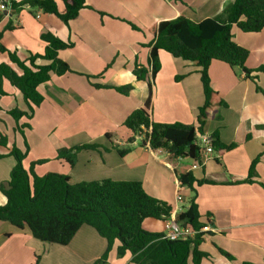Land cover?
<instances>
[{"label":"crops","instance_id":"1","mask_svg":"<svg viewBox=\"0 0 264 264\" xmlns=\"http://www.w3.org/2000/svg\"><path fill=\"white\" fill-rule=\"evenodd\" d=\"M225 1L86 0V8L67 25L28 6L12 15L7 4L0 3L1 44L15 51L21 60L43 53L46 44L41 35L46 32L73 44L58 53L72 72L52 74L49 82L37 88L44 99L30 120L22 117L16 123L9 115L8 110H26V105L21 93L3 81L6 95L0 97V134L6 136L7 146L0 147V153L7 155L15 146L26 154L25 169L31 162L44 161L34 166L37 175L65 174L71 183L103 179L141 182L148 195L167 203L172 212L189 207L190 190L176 178L189 171L197 180L214 183L196 187L199 219L207 220L212 229L199 246L209 255L200 264H264V188L259 185L264 184V73L257 74L254 82L239 68L211 62L210 84L216 99L224 105L210 106L203 132H216L220 143H234L236 147L221 156L214 150L200 168L191 170V163L181 166L179 162L188 158L173 159L166 151L142 146V134L128 143L133 135L123 126L127 116L142 107L147 98V83L132 74L136 65L149 67L147 45L152 38L147 30L180 16L193 22L217 16ZM7 25L12 28L4 30ZM232 39L248 50L245 68L264 66V30L244 33L234 26ZM5 58L1 55L0 63ZM158 58L160 68L151 85V121L196 127L198 109L204 103L199 69L164 51H159ZM94 84H129L132 89L123 95L114 89L95 88ZM23 124L29 127L23 128L21 135L16 125ZM106 134H110L109 139ZM84 144L99 148L77 152L72 166L56 158L59 149ZM127 148L124 156L116 151ZM253 161V183H242ZM13 165L12 158H0V184L9 180ZM176 196L181 200L177 201ZM5 203L0 192V206ZM148 220L142 223L145 230L163 233V221L157 231L156 225L146 223ZM118 245L117 241L113 243L105 264H133L129 254L117 256ZM106 246L105 239L88 226H82L67 245L61 246L41 242L27 228L18 230L0 221V264H96ZM219 250L234 259H227Z\"/></svg>","mask_w":264,"mask_h":264},{"label":"trees","instance_id":"2","mask_svg":"<svg viewBox=\"0 0 264 264\" xmlns=\"http://www.w3.org/2000/svg\"><path fill=\"white\" fill-rule=\"evenodd\" d=\"M85 2L86 0H0V3L7 4L12 15L28 6L51 14L66 25L78 16L81 9L86 8ZM2 17L3 13H0V20ZM130 26L138 30L134 25ZM234 26L244 33H259L264 30V0H226L218 16L200 22L180 16L160 21L147 30L152 38L147 45L149 67L147 69L136 65L132 74L136 80L147 83L148 94L144 105L132 111L123 122V126L133 135L127 139L128 143L134 141L135 135L142 134L141 145H148L151 150H164L173 159L198 158L196 133H204L210 106L224 105L216 99L210 84L208 68L211 62L218 61L231 68H239L245 78L254 82L257 74L264 73V66L245 68L248 50L233 41ZM11 28V25H7L4 30ZM2 36L3 31H0V56L6 55L0 63V97L6 95L3 89V81L6 80L21 93L26 105V110L17 107L8 110L9 115L16 123L22 117L30 120L34 109L44 99L37 88L49 82L52 74L63 75L72 72L69 66L58 58V53L71 48L73 44L60 40L53 32H46L41 35V40L46 44L43 53L29 55L27 59L21 60L15 51H9L1 44ZM159 51L192 63L199 69L204 103L198 109L196 127L181 123H154L150 119L151 85L160 68ZM93 86L114 89L123 95H128L132 89L129 84L120 87L98 84ZM256 89L260 91L258 87ZM27 127L28 124L16 125V130L23 135L22 129ZM209 135L213 139V148L218 152V156L236 147L234 143H220L216 132ZM105 137L109 139L110 134ZM6 146L7 138L0 134V147ZM98 148L95 144L61 148L57 151L56 158L72 166L77 152ZM116 151L120 156H124L129 149ZM5 157L12 158L14 165L9 180L0 184V192L6 198V203L0 206V221L7 222L18 230L27 228L32 237L41 242L67 245L82 226H88L107 243L96 264L106 263L115 241L119 243L117 256L129 254L133 264H200L201 259L209 257L207 253L199 250L206 233L197 234L195 238L187 241H170L162 238L163 233L149 232L142 228L145 219L163 221L170 217L172 209L167 203L148 195L141 182L103 179L71 183L65 174L49 172L37 175L34 166L44 161L31 162L29 168L25 169L23 160L26 154L15 146L7 155L0 153V158ZM254 164L255 161L249 168L248 177L242 183H253L251 178ZM176 178L182 187L190 190L191 197L189 207L178 213L175 220L199 230L209 222H201L199 219L195 203L196 187L214 183L205 179L197 180L189 171L177 174ZM259 185L264 188V184ZM219 252L229 260L234 259L222 250Z\"/></svg>","mask_w":264,"mask_h":264},{"label":"built area","instance_id":"3","mask_svg":"<svg viewBox=\"0 0 264 264\" xmlns=\"http://www.w3.org/2000/svg\"><path fill=\"white\" fill-rule=\"evenodd\" d=\"M195 144L198 146V158L191 160L190 169L194 170L204 166L208 159L212 157L214 153L213 139L209 134L196 133ZM176 200L180 201V196H176ZM181 209H174L171 212L170 217L163 220V239L170 241H187L195 238L197 234L210 232L211 226L209 224H204L199 230L193 229L188 224H180L175 220V217Z\"/></svg>","mask_w":264,"mask_h":264},{"label":"rangeland","instance_id":"4","mask_svg":"<svg viewBox=\"0 0 264 264\" xmlns=\"http://www.w3.org/2000/svg\"><path fill=\"white\" fill-rule=\"evenodd\" d=\"M221 14V13H220ZM219 14V15H220ZM218 16V15H217ZM164 151V150H162ZM190 159H184V160H181L179 163L182 165H189L190 164ZM182 168V167H181ZM180 170V169H179ZM187 203H184V205H186ZM180 209H183V208H180ZM149 222H146V223H150L151 225H156V228H154V230H157L159 231L161 229V225H162V221H159V220H153V219H149L148 220ZM149 224V225H150ZM143 228V226H142ZM146 228H150V226L146 227ZM144 229V228H143ZM145 230V229H144Z\"/></svg>","mask_w":264,"mask_h":264}]
</instances>
